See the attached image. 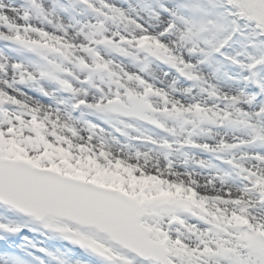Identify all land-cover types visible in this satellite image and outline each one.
Masks as SVG:
<instances>
[{"label": "snow or ice", "instance_id": "snow-or-ice-1", "mask_svg": "<svg viewBox=\"0 0 264 264\" xmlns=\"http://www.w3.org/2000/svg\"><path fill=\"white\" fill-rule=\"evenodd\" d=\"M0 264H264V0H0Z\"/></svg>", "mask_w": 264, "mask_h": 264}]
</instances>
